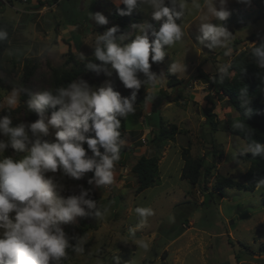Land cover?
Returning <instances> with one entry per match:
<instances>
[{
	"label": "rangeland",
	"instance_id": "rangeland-1",
	"mask_svg": "<svg viewBox=\"0 0 264 264\" xmlns=\"http://www.w3.org/2000/svg\"><path fill=\"white\" fill-rule=\"evenodd\" d=\"M23 1L11 0V6L0 1V21L10 22L14 29L10 46L0 63V112L13 111L11 119L15 124L36 121L25 111L21 101L15 107H9L6 101L11 88L21 84L22 59H28L33 69L27 84L29 90L58 88L62 71L72 67L65 63L69 50L80 63L95 59V36L105 32V25H97L90 14L101 12L106 16L121 5L115 0H41L44 6H31ZM199 3L201 7L197 9L192 0H188L184 16L177 21L185 37L182 42L166 46L167 55L163 61L154 68L151 65L150 69L166 82L155 88L142 84L139 108L134 114L121 118L128 149L115 163L113 183L95 187L97 205L101 210L106 207V214L96 219L78 217L74 223L63 225L64 231L80 226L81 221L91 227L84 235L85 253H75L67 264H117L115 258L121 264H264L261 249L264 247V186L254 192L214 190L218 178L242 183L249 164L238 158L244 153L246 143L228 131L236 112L228 106L227 98L215 94L199 76L203 74L212 79L221 75L220 67L228 65L234 56L247 52L254 44L248 37L264 30V20L256 19V9L251 3L228 0L231 15L225 21L216 20L208 12L205 0ZM214 6L219 8L218 2ZM136 12L139 19L136 23L129 22L125 43L139 34L134 25L146 21L158 31L162 23L152 20L151 8L145 3H138ZM202 22L225 26L233 35L229 41L233 50L230 56H224V48L208 49L200 43L198 29ZM80 53L85 59H81ZM177 60H183L187 66L184 74L169 72L171 63ZM111 71L113 75L107 77L104 73L98 75L87 70L76 80L83 79L90 86L100 87L110 79L114 90L122 97L129 96L132 90L126 89L115 71ZM170 76L190 80L182 92L184 101L168 103L174 97L173 90L167 87ZM138 79L145 81L147 78L138 73ZM207 94L215 103L214 113L220 122L215 133L204 123L202 108ZM161 121L166 128L175 125L179 132L173 141L157 150L150 144V138ZM54 137L55 129H50L45 139L54 140ZM83 146L87 150V145ZM187 146L192 159L203 158L211 163L212 149L217 156L211 177L201 178L195 186L180 179L184 164L181 151ZM87 154L90 155V151ZM9 155L19 159L23 154L16 156L7 149L5 156ZM140 156L157 157L159 174L156 185L136 194L138 184L131 167ZM47 175L54 176L55 181L64 186L62 195L79 194L81 180L67 177L59 169ZM219 192L224 197H220ZM137 207H150L154 214L142 222L134 211ZM130 228L136 230L134 238L129 233Z\"/></svg>",
	"mask_w": 264,
	"mask_h": 264
},
{
	"label": "clouds",
	"instance_id": "clouds-1",
	"mask_svg": "<svg viewBox=\"0 0 264 264\" xmlns=\"http://www.w3.org/2000/svg\"><path fill=\"white\" fill-rule=\"evenodd\" d=\"M115 2L125 6L124 9L117 8L120 16L131 15L142 2L151 8L152 20L162 21L158 31L146 21L134 25L139 34L129 43L124 42L126 35H117L119 26L95 36L93 55L102 63L88 62L86 69L98 75L104 73L107 77H111V70H114L123 86L132 90L129 96L122 97L114 90L110 79L100 87L78 79L66 87L36 92L17 84L6 97L8 106L15 107L20 103L21 94H26L29 97L27 107L38 119L13 126L9 115L0 116V264H60L68 249L76 254L85 253L87 241L84 236L69 237L63 225L74 223L78 217L100 218L106 214L107 208L101 210L90 198V190L83 186H79L77 195H62L64 186L47 174H55L59 169L63 175L81 180L91 172L93 175L87 180L88 185L97 188L111 185L115 163L120 159L121 149L128 143L121 135V118L135 113L136 97L142 84L155 88L166 82L162 76L150 71L149 60L151 58L152 63L163 61L167 55L166 46L182 42L186 33L177 21L184 16L188 0ZM217 2L219 8L214 6ZM227 2L205 0L208 12L218 21H225L231 15ZM237 2L250 4L251 0ZM192 5L197 9L201 7L199 0H192ZM90 16L97 25L109 23L101 12ZM198 31L199 41L206 48H224V56L232 54L229 41L233 35L225 26L202 22ZM7 38L8 32L0 29V41ZM253 46L256 65L264 69V41ZM80 57L85 59L82 53ZM186 71L183 60L173 61L169 67L172 74ZM218 71L227 75L229 66H222ZM138 73L147 79L141 81ZM246 97L244 90L241 100L247 104ZM232 126L243 127L240 123ZM50 129H55L54 140L45 139ZM7 149L23 155L19 159L5 156ZM243 151L253 157L261 156L264 155V144L252 141ZM261 186H264V177L256 181L257 189ZM134 211L142 222L154 214L150 207H137ZM135 232L134 228L129 229L132 238ZM143 246L147 247V244ZM115 259L121 264L118 258Z\"/></svg>",
	"mask_w": 264,
	"mask_h": 264
},
{
	"label": "trees",
	"instance_id": "trees-1",
	"mask_svg": "<svg viewBox=\"0 0 264 264\" xmlns=\"http://www.w3.org/2000/svg\"><path fill=\"white\" fill-rule=\"evenodd\" d=\"M57 2L58 0H53ZM251 4L256 9V19L264 20V0H251ZM138 6V4H137ZM136 8L133 10L131 15L120 16L117 14V8L124 9L125 6L121 4L120 6L112 9L106 14V18L109 23L103 27L106 31L107 29L113 26H119L120 34L127 33V26L129 22L136 23L139 19V15L136 12ZM0 29H4L8 32V38L5 41H0V63L2 62L4 55L7 49L10 46V42L13 38L14 29L13 25L7 21H0ZM249 42H253L256 46L264 41V30L256 34H252L248 37ZM238 44V41L234 42ZM253 45L248 49L247 52H241L234 56L228 65L229 71L227 75L221 74L216 75L212 79H209L203 74H199L203 80L210 85L215 94L221 97L227 98L228 106L234 110L237 116L230 122L228 131L231 135L236 136L242 139L246 145L252 141H257L261 144H264V69L258 68L256 65L255 57L253 55ZM68 58L66 60V66L72 64V67L66 71H62L61 79L58 82V87H66L72 81H75L82 73L87 71L85 65L87 63H80L75 60L71 55L70 50L67 52ZM23 67H22V77L21 84L28 88L27 84L32 76L33 69L29 66V60L23 58ZM89 62L96 64H101L102 62L95 59H91ZM152 68L158 65L157 63H152L151 58L149 60ZM15 65V62H13ZM154 66V67H153ZM153 72L152 69H150ZM155 71V70H154ZM199 72V70H197ZM154 73V72H153ZM230 73H233L230 76ZM190 84V80H179L174 76H170L167 81V87L172 89L174 94L170 102L177 103L179 101H184L182 95L183 90H185ZM29 89V88H28ZM245 90L247 97L245 98L249 102L246 104L241 100V92ZM142 92L139 90L136 97L135 109L139 108V102ZM148 96H151L149 94ZM167 98H170L168 95ZM29 97L26 94L21 95V103L25 111L31 115L33 120H36L38 117L35 113L30 112L26 101ZM205 105L202 108L203 118L205 120V125L209 128L212 133L218 131L219 119L214 113L215 103L210 99V95L207 94L204 97ZM155 104L154 106H157ZM156 108V107H153ZM20 109V108H19ZM17 109V110H19ZM51 110H49L50 113ZM13 111H2L0 116L9 115L11 117ZM234 123H240L243 127L233 128ZM15 123L13 122V126ZM148 125L150 122L148 120ZM121 135L122 138H125L126 132L124 126H121ZM178 129L175 125H170L166 128L162 125L155 127L154 132L151 134L150 144L155 145V148H159L168 141H173L174 136L178 133ZM6 139V138H5ZM126 139V138H125ZM127 147L121 149L120 156L127 151ZM13 152L16 156L22 154L15 153L12 149H8ZM102 151V150H101ZM91 155V154H90ZM211 155L213 161L211 163H206L203 158L192 159L189 153V146L183 148L181 151V157L183 159V166L181 168L180 179L186 181L191 186L198 185L201 178L207 179L211 177L212 172L216 167L217 156L215 150L212 149ZM238 158L247 162L249 167L247 171L243 174L242 183H238L228 178H218L214 186V190L220 191L222 189H237L247 192H254L256 187V181L264 177V155L253 157L251 153H243L238 155ZM131 174L136 179L138 184L136 188V194L153 187L158 182V159L157 157H145L140 156L136 159L134 165L131 167ZM93 175V173L85 174L84 178L81 179V186L85 189L90 190V198L95 200L98 203V195L94 185H88L87 180ZM206 182V181H205ZM204 190L205 187L203 188ZM210 195V193H209ZM220 197H224V194L219 192ZM205 202V200H204ZM90 225H84L81 221L80 226L72 228L70 231H65L69 237L72 236H84L86 232L90 229ZM264 251V247H261ZM75 253L72 249L67 250L66 258L60 261V264H67L73 257ZM227 264V263H224Z\"/></svg>",
	"mask_w": 264,
	"mask_h": 264
},
{
	"label": "crops",
	"instance_id": "crops-1",
	"mask_svg": "<svg viewBox=\"0 0 264 264\" xmlns=\"http://www.w3.org/2000/svg\"><path fill=\"white\" fill-rule=\"evenodd\" d=\"M0 1L4 5H10L11 6V0H0ZM23 3H25V4L28 3L31 6H35V5H42V6H44L41 0H24ZM30 9L32 11L36 10L35 8L34 9L30 8Z\"/></svg>",
	"mask_w": 264,
	"mask_h": 264
},
{
	"label": "water",
	"instance_id": "water-1",
	"mask_svg": "<svg viewBox=\"0 0 264 264\" xmlns=\"http://www.w3.org/2000/svg\"><path fill=\"white\" fill-rule=\"evenodd\" d=\"M145 122H146V125H148V121H147V119H145Z\"/></svg>",
	"mask_w": 264,
	"mask_h": 264
}]
</instances>
